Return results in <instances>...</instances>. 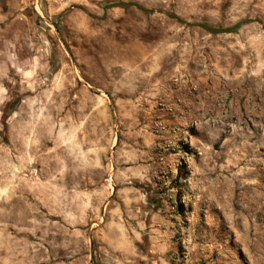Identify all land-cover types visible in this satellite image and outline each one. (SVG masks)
<instances>
[{"label":"rangeland","instance_id":"rangeland-1","mask_svg":"<svg viewBox=\"0 0 264 264\" xmlns=\"http://www.w3.org/2000/svg\"><path fill=\"white\" fill-rule=\"evenodd\" d=\"M0 264H264V0H0Z\"/></svg>","mask_w":264,"mask_h":264},{"label":"trees","instance_id":"trees-1","mask_svg":"<svg viewBox=\"0 0 264 264\" xmlns=\"http://www.w3.org/2000/svg\"><path fill=\"white\" fill-rule=\"evenodd\" d=\"M129 5H136L138 7H141L140 5H137L136 3H133V2H114V3H111L109 6L113 7V6H122V7H126V6H129ZM142 8V7H141ZM244 22H239L237 23L235 26L233 27H229V28H213L207 24H200L201 27H203L204 29L208 30L209 32H212V33H218V32H224V31H236L238 30L241 25L243 24Z\"/></svg>","mask_w":264,"mask_h":264}]
</instances>
